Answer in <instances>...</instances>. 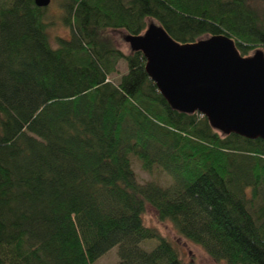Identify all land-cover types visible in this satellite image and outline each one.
I'll return each mask as SVG.
<instances>
[{"label":"trees","instance_id":"16d2710c","mask_svg":"<svg viewBox=\"0 0 264 264\" xmlns=\"http://www.w3.org/2000/svg\"><path fill=\"white\" fill-rule=\"evenodd\" d=\"M58 3L69 31L52 45L47 6L0 0V264H95L115 245V264H192L146 205L213 260L264 264V139L174 109L142 51L107 36L152 21L178 43L219 35L264 55V0ZM131 156L171 182L138 181Z\"/></svg>","mask_w":264,"mask_h":264},{"label":"water","instance_id":"95a60500","mask_svg":"<svg viewBox=\"0 0 264 264\" xmlns=\"http://www.w3.org/2000/svg\"><path fill=\"white\" fill-rule=\"evenodd\" d=\"M47 6L50 0H33ZM146 58V71L166 101L179 111H198L215 128L264 139V55H241L233 41L213 35L178 43L150 22L127 38Z\"/></svg>","mask_w":264,"mask_h":264},{"label":"rangeland","instance_id":"374dc122","mask_svg":"<svg viewBox=\"0 0 264 264\" xmlns=\"http://www.w3.org/2000/svg\"><path fill=\"white\" fill-rule=\"evenodd\" d=\"M58 4V0H50L46 9L47 20L50 22L47 32L52 45H55L56 43V36L65 37L68 35L69 31L68 27H66L60 20V9ZM150 22L152 21H149L148 23ZM107 36L116 45H118L121 50L127 52L130 49L129 43L125 39V32L123 30H110L108 31ZM117 68L119 73L124 72V62L120 61ZM131 166L135 173L136 179L140 182L154 180L161 185H168L171 182V177L160 168H152L151 171L142 169L139 160L134 156H131ZM142 216L146 225L156 227L162 235L166 236L173 242L182 259L189 261L192 264H225L223 261L213 260L199 245H196L183 238L179 233L176 232L169 221L158 220L153 208L149 205L145 206ZM143 241L150 245L146 246L145 248L153 247L156 244V239H145ZM116 250V245L110 247L96 259L95 264H115L117 261Z\"/></svg>","mask_w":264,"mask_h":264}]
</instances>
